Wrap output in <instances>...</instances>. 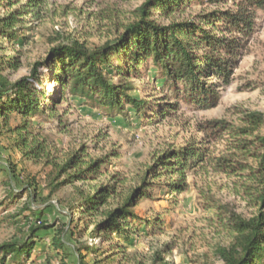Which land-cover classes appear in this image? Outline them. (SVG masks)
<instances>
[{"label":"rangeland","instance_id":"1","mask_svg":"<svg viewBox=\"0 0 264 264\" xmlns=\"http://www.w3.org/2000/svg\"><path fill=\"white\" fill-rule=\"evenodd\" d=\"M144 2L48 0L38 18H23L20 32L29 39L21 46L20 64L14 69L6 67L2 75L11 83L30 77L36 65L61 43L79 41L93 49L118 39L136 20ZM214 8L196 3L185 17ZM12 10L0 9V17ZM255 23L230 82L218 89L220 103L213 109L197 110L183 104L173 116L145 123L134 113L107 118L101 110L82 101L65 100L57 116L34 118L35 126L43 127L37 130L46 143L40 159L26 157L16 146L17 137L10 129L19 120L4 126L0 138V245L25 239L33 224H27L26 219L34 218L32 213H36L51 229L48 234L40 233L44 240L32 254L35 262L30 260L28 264H79L76 249L82 247V264H224L218 251L233 242L227 213L250 219L258 212L250 193L256 185L252 178L259 161L254 143L258 135L264 134V128L246 137L237 135L240 128H253L245 122L248 115L264 113V12H258ZM11 47L12 43L0 40V58H10ZM149 71L144 83L156 87L154 72L151 68ZM41 73V89L52 95V73L47 68ZM209 121H226L230 127L213 139L198 128ZM196 144L202 149L203 161L187 172L186 188L173 202L168 195L169 179L156 180L150 170L166 151ZM241 144H246V150L238 148ZM77 153L85 155L87 163L103 159L106 163L101 174L95 180L53 193L50 175ZM146 183L155 186L149 189V198L141 200L136 208L141 221L135 223L139 228L129 240L113 236L110 242H104L95 236L94 224L99 217L86 228L83 224L71 226L68 207L77 187L89 192L116 185V193L104 211L117 208L133 193L144 190ZM62 230L67 248L57 249L53 237Z\"/></svg>","mask_w":264,"mask_h":264},{"label":"trees","instance_id":"2","mask_svg":"<svg viewBox=\"0 0 264 264\" xmlns=\"http://www.w3.org/2000/svg\"><path fill=\"white\" fill-rule=\"evenodd\" d=\"M47 3L48 0H0V9L13 8L0 17V40L12 43L8 50L11 57L0 58V138L4 126L19 120L10 132L17 137L16 146L26 157L34 159H40L46 150L45 139L37 130L43 127L38 124L37 128L34 118L57 116L58 107L65 100L82 101L101 110L107 118L134 113L137 119L144 118L145 123L161 122L173 116L183 104L197 110L215 108L220 103L218 89L230 82L245 41L256 28L257 14L264 12V0H145L136 20L118 39L93 49L79 41L61 43L36 65L30 77L11 83L2 72L6 67L19 66L21 46L29 39L22 35L19 25L24 23L25 16L38 18ZM196 3L215 8L185 17L186 11ZM44 68L52 73L50 79L55 86L52 95L41 89ZM150 68L157 84L151 88L144 83ZM245 122L253 128H240L237 132L240 137L264 128V113L250 114ZM229 127L226 121H209L198 128L216 139ZM254 145L259 150V161L252 178L256 185L250 194L258 212L250 219L227 213L233 242L218 251L224 264H264V134L256 137ZM238 148L246 150V144ZM84 157L77 153L56 167L50 175L53 193L65 186L95 180L101 174L106 162L101 159L87 163ZM203 158L197 144L169 150L156 159L150 174L156 180L169 179V200L177 202V195L186 188L187 172ZM64 175L65 179L58 182ZM154 186L146 183L144 190L133 193L117 208L104 211L109 198L116 193V185L89 192L77 187L68 207L71 226L78 228L77 225L83 224L86 228L99 217L94 224L95 236L104 242H110L113 236L129 240V235L139 228L135 223L141 221L136 208L141 200L149 198V189ZM13 196L16 198L14 191ZM32 215L35 217L26 219L27 224H33L25 239L0 245V264L35 262L32 254L44 240L40 233L48 234L51 227L40 214ZM64 234L62 230L58 237H53L52 244L57 249L67 248ZM82 249H76L79 264L84 258ZM84 250L95 252L92 248Z\"/></svg>","mask_w":264,"mask_h":264}]
</instances>
